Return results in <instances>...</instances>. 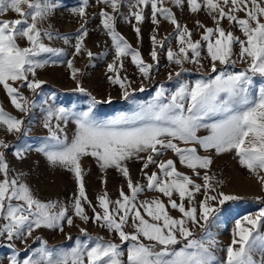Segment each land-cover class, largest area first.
<instances>
[{
  "label": "snow or ice",
  "instance_id": "snow-or-ice-1",
  "mask_svg": "<svg viewBox=\"0 0 264 264\" xmlns=\"http://www.w3.org/2000/svg\"><path fill=\"white\" fill-rule=\"evenodd\" d=\"M165 2L97 0L104 6L98 15L115 53L113 62L107 65V71L112 73L108 80L119 85L127 99L131 82L127 76L120 75L125 58L130 57L140 76L151 81L161 52L166 53L170 64L179 67L169 72L170 81L187 71L184 67L187 63L203 67L202 53H206L210 62L209 75L178 82L174 90L159 84L154 96L138 104L136 110L105 120L94 115V106L100 103L95 97L87 110L82 111L56 106L52 97V103L45 100L41 105L43 127L48 135L38 146L27 143L14 146L0 139V247L11 249L9 264H264V232L260 231L264 228V207L237 219L226 257L221 261L216 255L218 242L211 232L213 222L219 218L220 206L239 197L216 191L214 178L207 171L212 157L199 154L201 149L217 155L234 151L239 164L264 186L261 175L264 172V0H168L174 7L183 10L186 5L190 13L203 11L212 19L213 27L199 20L195 22L196 30H203L200 39L193 38L194 30L180 23ZM125 3L132 9L129 17L136 21L132 27L138 39L141 28L137 25L148 19L146 9L150 10L151 23L157 28L161 18L174 26L173 33L164 39H157L156 34L150 37L149 54L153 63L146 62L141 52L116 29L117 17H123L120 10ZM88 4L89 0H80L71 12L85 18ZM59 6L57 0H0V15L11 11L19 17L0 20V86L14 108L23 114L18 118L0 106V129L18 134V139L28 134L24 117L31 114L35 103L21 89L35 93L45 83L37 78L36 70L46 66L49 60L38 57L64 55L63 49L46 45L45 38L70 43L68 36H60L50 26L41 27ZM129 17L124 19L131 23ZM225 21L230 28L238 29L242 37L227 30L223 26ZM87 22L85 19L75 37L73 56L84 51L89 58L94 55L84 47ZM173 38L177 42L175 50L170 46ZM20 40H25L27 46H21ZM236 46L238 53L234 51ZM237 62L246 67L241 71L227 70ZM67 66L75 80L79 69L74 67L72 59L67 61ZM75 91L86 90L77 81ZM104 102H111V97ZM70 121L74 122L75 131L69 139L65 128ZM201 129L207 135H198ZM9 149H13V157L19 161L35 151L49 165L74 173L77 191L72 195L70 207L59 200H41L23 173L12 175L7 160ZM168 152L176 159H163ZM84 157L95 158L102 171L116 169L126 178L128 193L121 189L119 198L112 200L105 191L93 204L86 192L81 167ZM132 160L141 162L140 171L146 184L133 182L128 167ZM177 160L192 175L178 171ZM150 168L156 170L149 174ZM201 170H204L203 183H197L195 178L201 176ZM146 190L158 195L140 200L139 196ZM255 199L264 203V198ZM172 211L179 215L173 216ZM77 218L85 225L97 224L114 234L115 239L91 235L86 228H80L83 239L77 237L75 245L65 249L50 248L42 237H33L41 228L64 233L65 226L72 227ZM190 225L201 227L199 237ZM66 238L73 239L71 235ZM29 239L34 243L39 241L40 246L28 245ZM17 241L25 246L23 257ZM256 252L260 253L259 261L254 259Z\"/></svg>",
  "mask_w": 264,
  "mask_h": 264
},
{
  "label": "rangeland",
  "instance_id": "rangeland-1",
  "mask_svg": "<svg viewBox=\"0 0 264 264\" xmlns=\"http://www.w3.org/2000/svg\"><path fill=\"white\" fill-rule=\"evenodd\" d=\"M57 2L60 6L52 16L43 22L41 27L49 28L50 26L51 30L60 36H68L70 43L65 44L63 39L49 41L45 38L44 43L46 45L63 49L64 55L52 57L49 54H42L41 57H38V59L49 60L46 66L36 70L37 78L45 83L35 93L27 88L21 89L25 97L35 102L31 114L24 117L28 134L26 136L21 135L18 139V134H8L5 130L0 129V139L10 142L14 146L25 143L38 146L41 139L48 135L47 130L43 127V114L40 109L45 100L52 103V97L55 98L54 102L56 106H63L76 111L87 110L91 104V98L95 97L100 103L94 106V115L100 120H105L115 118L121 113H131L136 110L138 104L145 103L154 96L159 84H164L169 90H174L178 82L194 81L195 79L205 78L209 75L210 62L206 58V53H202V57H205L201 60L203 67L187 63L184 66L187 71L183 72L181 77L174 78L171 81L168 79L169 72L177 71L179 67L167 61L165 52H161L160 54L159 65L154 68L153 79L151 81L145 80L140 76L136 67L131 63L130 57H128L125 58L123 70L120 72L122 77L127 76L131 82L129 97L125 99L119 85H114L108 80V76L112 75V73L107 71V65L113 62L115 53L111 37L102 29L101 20L98 15L104 6L97 3V0H89V4L86 7V17L80 18L71 12L72 8L79 6L80 0H57ZM165 6L172 8L180 23L186 24L189 29L194 30V39H200V35L203 32L202 29L196 30L195 22L197 20L208 27L214 26L212 19L203 11L198 14H192L186 5L181 10L174 7L168 0H166ZM107 10L110 11V9ZM120 11L123 13V17H117V31L124 36L133 48L141 52L146 62L153 63L149 54L152 49L150 37L156 34L157 39H164L173 33L174 26L161 18L159 27L157 28L151 23L150 10L146 9L145 14L148 16V19L144 23L137 25L141 28V39H138L132 27L133 24H136V21L134 18L129 17L132 9L125 3ZM239 15L242 17L243 13H239ZM124 17H129L131 23H128ZM18 18V15L11 11L0 15V20ZM85 19L88 21L86 24L88 35L84 40V47L94 54L92 58L88 57L86 51L80 55H72L76 42L75 37L81 25L85 23ZM223 26L227 30L233 31L236 36L242 37L241 32L238 29L230 28L227 21L223 23ZM154 28H156L155 33L153 32ZM19 43L21 46H27L25 40H20ZM170 46L174 50L177 48V42L174 38L170 41ZM158 51L160 50L158 49ZM234 51L238 53L239 47L236 46ZM69 59H72L74 67L79 69L75 80L72 78V70L67 66ZM233 59H235V56ZM217 67H221L219 63H217ZM244 67H246L245 64L237 62L234 66H229L227 70L241 71ZM211 75L214 76L215 73ZM77 81L86 90L84 93L75 91ZM141 87L144 88L143 91H141ZM109 97H111V102L105 103L104 101H107ZM0 106L13 116H17L18 118L23 116L11 104L2 86H0ZM65 131L70 139L75 131L74 122L70 121ZM198 135H207V131L201 129ZM12 153L13 149H9L7 152V160L13 169L12 175L23 173L27 183L41 200H59L70 207L72 195L77 191L74 173L62 167L49 165L45 157L35 151L29 152L27 158L23 161L15 159ZM199 154L202 156L211 155L212 157V164L207 171L214 178L212 183L215 184L216 191L239 197L237 200L228 201L225 205L220 206L219 218L213 222L214 226L211 228V232L218 242L216 255L222 261L226 257V248L231 243L232 231L236 220L241 219L245 215L256 213L261 207H264V203H260L255 199L256 197L264 198V186L261 185L257 177L249 172L246 167H242L239 164L238 157L234 151L217 155L214 151L206 153L201 149L199 150ZM162 158L176 159L171 152L166 153ZM81 167L83 169L86 192L93 204L97 203V197L103 195L105 191L112 200L119 198V191L121 189L125 193H128L127 180L116 169L110 168L102 171L95 158L92 157H84L81 161ZM128 167L134 183L146 184V180L140 171L142 167L141 162L135 160L129 161ZM177 169L180 172L192 175L191 171L181 166L178 160ZM155 170V168H150L147 171L150 174ZM203 173L204 170H201V176L199 178L194 177L197 183H203ZM261 175H264V172ZM102 181H106V183ZM157 195V193L146 190L145 193L139 196V199H152ZM196 199L199 201L201 196L198 194ZM165 203H167L166 198ZM88 212L91 215V209H88ZM171 214L173 216L179 215L175 211H172ZM202 223L203 221H201ZM190 227L193 233L199 237L202 231L201 227L191 225ZM80 228H86L91 235L103 236L105 239H115L114 234L108 233L97 224L89 222L85 225L78 218L75 219L72 227L65 226L64 233L41 228L34 232L33 237H42L50 248L62 247L68 249L75 245L77 237L83 239L79 231ZM127 230L131 231V228ZM260 231L264 232V228H261ZM66 235H71L73 239L68 240ZM116 242L119 243V240L117 239ZM27 244L33 248L40 246L39 241L34 243L33 239H29ZM16 246L20 249L21 256L23 257L25 255V246L18 241ZM11 254V249L0 247V264H9L8 257ZM254 259L260 260L259 252L254 253Z\"/></svg>",
  "mask_w": 264,
  "mask_h": 264
}]
</instances>
